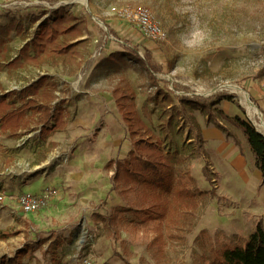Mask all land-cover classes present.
Returning <instances> with one entry per match:
<instances>
[{
  "label": "rangeland",
  "instance_id": "rangeland-1",
  "mask_svg": "<svg viewBox=\"0 0 264 264\" xmlns=\"http://www.w3.org/2000/svg\"><path fill=\"white\" fill-rule=\"evenodd\" d=\"M140 8L161 27L163 41L142 36L130 16ZM12 21L18 28L0 48V97L46 75L57 84L52 111L63 112L60 124H47L48 134L35 123L18 137L0 134V234L7 235L0 240V264L30 248L20 264H208L215 252L244 245L257 225L264 229V186L244 137L229 121L237 115L255 126L232 86L264 120L254 98L264 92V0H0V29ZM42 23L57 33L51 45L44 43L46 60H36L32 50L21 56ZM64 45L71 48L58 55L56 46ZM124 49L144 60L148 54L156 70L130 62L115 71L102 62ZM119 77L134 91L136 111L163 151L180 162L178 183L193 194L194 207L170 230L157 231L158 222L121 224L114 234L91 219L126 205L111 191L113 172L106 167L129 147L112 98ZM180 97L214 111L212 120L196 110L187 114L200 140L180 112ZM216 125L239 142L250 169L244 182L230 163L237 145ZM49 158L64 165L30 169ZM53 167L81 180L43 190L37 195L51 192L46 206L23 213L19 196L38 193L35 181ZM157 235L162 243L154 241Z\"/></svg>",
  "mask_w": 264,
  "mask_h": 264
},
{
  "label": "trees",
  "instance_id": "trees-1",
  "mask_svg": "<svg viewBox=\"0 0 264 264\" xmlns=\"http://www.w3.org/2000/svg\"><path fill=\"white\" fill-rule=\"evenodd\" d=\"M38 20L34 18L31 21L36 23ZM12 28H18L13 21L8 27L4 26L0 29V48L5 43L4 37L9 36ZM68 30L72 31L73 28ZM56 36L57 33L52 26L48 23L40 24L38 33L34 35L31 42L22 47L20 55L28 56L29 51L32 50L37 53L34 57L36 60H46L41 55L45 49L44 43L51 45ZM70 48L71 45H64L60 48L56 46L55 52L58 55H66ZM146 55L149 57L148 54ZM46 56L50 55L47 53ZM148 57L144 60L136 51L124 49L111 53L102 62H108L115 71H119L122 67L124 69L130 62L137 63L150 72L152 67L155 71ZM150 78L153 79L152 75ZM56 87L57 84L53 79L44 75L19 92L10 91L1 96L0 134L8 133L12 137H18L19 131L30 132L32 123L42 125V133H50L51 127L60 124L62 120L61 107L56 106L52 111L51 104L55 100ZM135 97L126 78L119 77L113 87L112 98L126 127L129 147L121 159L109 161L107 168H114L111 191L118 190V195L125 200L126 205L104 214L95 213L91 218L94 223H101L108 232L114 231V234H118V227L121 224L137 226L158 222L157 231L162 228L170 230L172 226L180 223V217H185L194 207L193 194L184 185L179 184L176 177L177 166L180 162L163 151L160 140L136 111ZM16 99L22 102L19 107L15 106L14 100ZM179 103L180 112L186 118L189 111L195 110L207 116L208 120H212L215 116L214 111L204 102H198L189 97H180ZM229 121L244 137L264 186V136L256 131L251 122L237 115ZM187 122L190 123L191 129L197 132V138L200 140V128L194 117H188ZM49 123L53 125L47 127ZM216 128L222 131L226 138L231 137L235 145H239L238 140L232 137L224 127L216 125ZM4 239H7V235L0 234V240ZM154 241L162 243L163 239L157 235ZM31 250V248L30 251L27 249L29 253ZM25 252H16L7 262L20 264ZM208 264H264V229L257 225L244 245L227 246L215 252Z\"/></svg>",
  "mask_w": 264,
  "mask_h": 264
},
{
  "label": "crops",
  "instance_id": "crops-1",
  "mask_svg": "<svg viewBox=\"0 0 264 264\" xmlns=\"http://www.w3.org/2000/svg\"><path fill=\"white\" fill-rule=\"evenodd\" d=\"M113 52H115V51H113ZM113 52L111 51L110 54ZM105 57H107V55ZM254 98L256 99V104H257L258 108H260V111H261L262 115L264 116V92H260V91L254 92ZM220 138H223V137H220ZM243 153H244V151H243ZM231 155H232V161H230L231 165H233L235 170L239 173L241 181L246 180L247 177L249 176V172H250V169L248 167V161L246 160V158L244 156H242V152L240 151V148L238 146H236V149H235V147H233L231 149ZM122 157H123V155L119 154V157H117L115 159H118V158L121 159ZM49 159L47 160V162H45V160H44L40 164H36L35 166H32V168H30V169L34 170V171L45 170V165H47L49 163H51L52 166L64 165V164L59 163V161H61V160H57L56 162L52 163L51 159H50V161H49ZM111 161H113V160H111ZM25 164L27 165L26 167L31 166V165H29L30 163L29 164L25 163ZM106 167H107V165H106ZM108 169L110 171L114 172L113 171L114 168H108ZM48 174L49 173H47L46 175H48ZM257 174H258L257 176H259L258 178L261 180L260 173L258 171H257ZM80 180H81V178H80L79 174H74L71 176V170L69 172H64L63 170H59V168H57V167H55V168L53 167V170H52L50 175H48L45 178L40 177L39 179H37L35 181V184H37V185L41 184L42 187L40 188L38 193L33 194V195H37V194L41 193L43 190H45L47 188H51V187H58V186L60 187L61 185H64V184L65 185H75V183H73V181L79 182ZM250 187H252V186H250ZM53 199H51L50 201H52Z\"/></svg>",
  "mask_w": 264,
  "mask_h": 264
},
{
  "label": "built area",
  "instance_id": "built-area-1",
  "mask_svg": "<svg viewBox=\"0 0 264 264\" xmlns=\"http://www.w3.org/2000/svg\"><path fill=\"white\" fill-rule=\"evenodd\" d=\"M130 16L132 18V21L137 26V28L139 29L140 33L144 38L154 39L158 41L164 40L165 37L164 32L162 31L161 27L153 20L152 16L150 15L147 9L140 8L134 10ZM119 42L121 44L123 43L121 41ZM140 57L142 58L141 55ZM63 162H66V160ZM50 194L51 192H46L42 195L23 193L22 195L19 196L17 203L20 210L23 213H33L46 206L50 198ZM85 264H90V263L86 262Z\"/></svg>",
  "mask_w": 264,
  "mask_h": 264
},
{
  "label": "bare ground",
  "instance_id": "bare-ground-1",
  "mask_svg": "<svg viewBox=\"0 0 264 264\" xmlns=\"http://www.w3.org/2000/svg\"><path fill=\"white\" fill-rule=\"evenodd\" d=\"M231 88L239 96L241 105L246 110L248 116L250 117L251 121L253 122L259 133L264 135V120L259 115L255 105L250 102L248 95L237 86H232Z\"/></svg>",
  "mask_w": 264,
  "mask_h": 264
},
{
  "label": "water",
  "instance_id": "water-1",
  "mask_svg": "<svg viewBox=\"0 0 264 264\" xmlns=\"http://www.w3.org/2000/svg\"><path fill=\"white\" fill-rule=\"evenodd\" d=\"M255 127V126H254ZM256 131L259 133V131L256 129ZM261 134V133H260ZM262 136H264L263 134H261Z\"/></svg>",
  "mask_w": 264,
  "mask_h": 264
}]
</instances>
